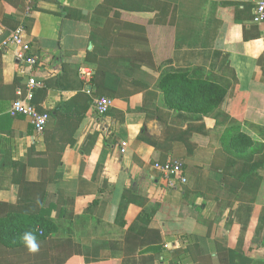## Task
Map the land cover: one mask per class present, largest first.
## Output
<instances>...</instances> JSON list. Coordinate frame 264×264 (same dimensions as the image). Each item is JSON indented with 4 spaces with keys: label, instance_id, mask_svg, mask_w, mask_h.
<instances>
[{
    "label": "crops",
    "instance_id": "1",
    "mask_svg": "<svg viewBox=\"0 0 264 264\" xmlns=\"http://www.w3.org/2000/svg\"><path fill=\"white\" fill-rule=\"evenodd\" d=\"M255 1L0 0V40L22 26L31 53L38 59L28 69L16 57L14 47L0 52V168L5 167L0 171L4 179L8 181L18 170L14 162H26L32 146L38 154L46 152L43 136L34 132L30 120L9 115L17 90L25 89L28 78L38 84L33 99L45 112L78 91L92 100L73 136L75 144L62 153V181L47 180V172L38 166H29L25 172L27 182L46 181L47 193L63 191L54 218L57 240L70 239L77 247L93 250L109 244L113 248L101 249L98 259L120 264L139 253L124 237L141 212V202L154 200L159 208L150 228L162 236V251L154 264H225V259L234 264V255L226 251L239 243L242 253L250 254L261 203L254 205L241 236L230 209L218 211L206 185L209 179L217 181L218 175L207 171V166L221 146L223 133L235 126L250 134L256 123L264 127L254 119L264 104V24L252 21ZM108 20L112 30L119 26L118 36L103 38L96 32ZM100 57L106 71L123 74L121 78L106 75L105 86L116 94L104 116L94 109L96 96L90 85ZM169 71L185 72L194 82L222 86L226 89L222 104L210 113L168 108L157 83ZM42 88L45 95L40 94ZM144 97L146 110L142 112ZM181 100L177 97L168 104ZM164 126L178 133L193 130L194 147L186 149L181 144L177 150L186 165L182 174L186 184L176 181L170 186L153 164V160H164V154H156L153 146L138 138H159ZM217 131L222 134L220 143L214 140ZM93 148L106 153L100 173ZM171 158L170 154L165 159ZM125 192L130 202L126 225L121 227L115 219ZM8 196L0 192L1 199ZM182 206L186 209L180 211ZM193 206H202L197 212L204 221L190 213ZM256 244L257 249L250 252L257 256L250 258L264 262V256L259 258L260 247L264 255V230Z\"/></svg>",
    "mask_w": 264,
    "mask_h": 264
},
{
    "label": "trees",
    "instance_id": "2",
    "mask_svg": "<svg viewBox=\"0 0 264 264\" xmlns=\"http://www.w3.org/2000/svg\"><path fill=\"white\" fill-rule=\"evenodd\" d=\"M111 27V20H108L96 32L103 38L118 36L117 27L119 26L114 27L115 31ZM124 27L133 31L141 29L134 26ZM114 42L117 44L118 41ZM105 64L103 57H100L90 85L94 88V96L113 99L116 90L105 86L106 75L112 74L121 78L123 74L106 71ZM80 87L83 89L82 85ZM157 87L164 94L168 108L177 110L184 108L187 112L210 113L222 104L226 95V89L222 86L211 82H194L187 73L180 71L164 73L158 81ZM41 93L45 95L46 89L42 88ZM177 97H182L178 104H168L169 101L177 99ZM34 99L32 103L35 109L49 116L41 133L46 145V152L38 154L32 146L26 154L25 163H13L14 170H18L8 176V181L4 179V174H1L0 171V192L9 194L7 199L0 198V257L4 256V252H8L16 256L15 258L26 254L24 257L31 259H0V264H17L16 261L22 264L24 260H27V263L24 264H34V261L35 264H47L46 260L49 264H114L98 259V252L101 249L113 248L109 244L99 245L93 250V248L77 247L72 244L70 239L57 240L55 238L57 226L54 218L57 216L56 210L61 206L60 197L63 195V191L58 190L54 194H50L46 192V181L30 183L25 179L27 167L38 166L47 172V180L54 183L62 181L64 171L61 166L62 153L64 148L75 144L73 136L86 112L92 106V100L87 93L78 91L69 101L60 102L53 111L45 112L35 105ZM145 99L144 97L142 112L146 110ZM260 109V116L258 118L254 116V119L264 124V104H260ZM123 131V129L120 130V132ZM192 136L193 130L190 132L189 128L178 133L174 129L164 126L159 138L147 139L142 138L141 135L138 138L153 146L156 154H164L165 158L171 154L173 158L170 161L179 162L183 174L186 165L182 158L177 157L178 145L183 144V148L185 145L186 149H192L195 145ZM93 152V155L98 157L96 172L100 173L106 153L97 148H93ZM86 155L82 152V156ZM165 158L162 161L153 160V164H164L167 162ZM1 168L0 170H5V167ZM207 171L214 172L218 176H216L217 181L208 180L206 193L214 197L218 211L230 209L229 213L234 217V222L240 225L242 232L245 231L250 222L254 205L261 203L260 192L263 190L260 189L264 186V144L252 136L247 129L235 126L234 130L229 129L223 133L221 146L214 151ZM129 200L130 194L125 192L115 219V223L121 227L126 225L124 216ZM233 205L234 211L232 210ZM261 205L255 229L256 239L252 241L248 253L251 249H257V238L264 230V203ZM141 207V212L128 227L124 237V240L132 243L134 248L138 247L139 253L137 256L124 258L120 264H154L162 251L161 233L150 228V222L155 217L159 204L154 200L143 201ZM201 208L202 206H193L190 209V213L197 221H204L197 212ZM184 209L186 207L179 208L180 211ZM26 231L34 232L37 237L39 250L36 253L29 252L22 242L21 237ZM149 251L151 254L147 255ZM226 252L229 255H234V264H264L261 260H253L249 255H244L241 243L234 250L227 249ZM81 255L84 256V259H79ZM225 264H231V262L228 263V259H225Z\"/></svg>",
    "mask_w": 264,
    "mask_h": 264
},
{
    "label": "built area",
    "instance_id": "3",
    "mask_svg": "<svg viewBox=\"0 0 264 264\" xmlns=\"http://www.w3.org/2000/svg\"><path fill=\"white\" fill-rule=\"evenodd\" d=\"M253 23L264 24V0H256L253 8ZM26 31L22 26L17 27L8 36L0 40V52L9 47H14L16 57L24 63L28 69H33L38 64V59L31 53L30 43L25 40ZM38 84L33 78H28L25 89H19L16 93V99L13 101L9 110L11 117H24L30 120L34 132L41 135L49 116L45 113L38 112L32 101ZM94 109L100 116L106 115L111 106L112 100L106 97H96L93 101ZM164 175L167 183L173 186L176 181L181 184L186 183L182 176V166L177 161H167L164 164L154 165Z\"/></svg>",
    "mask_w": 264,
    "mask_h": 264
},
{
    "label": "rangeland",
    "instance_id": "4",
    "mask_svg": "<svg viewBox=\"0 0 264 264\" xmlns=\"http://www.w3.org/2000/svg\"><path fill=\"white\" fill-rule=\"evenodd\" d=\"M225 122V121H224ZM227 122H229V125H230V121H227ZM253 127L254 128H251L252 130H251V132H252V136H254V137H256L257 139H258V141H260L261 143H263L264 144V127L263 126H261L260 124H257L256 123V125H253ZM216 134L217 135H215V137H216V139H215V137H214V140H215V142H219L220 143V141H219V138L221 137L220 135H222V134H220V132H216ZM217 142V143H218ZM187 180V179H186ZM186 184V183H185ZM260 190H263V192H260V195H262L263 194V197L261 198V203L263 204L264 203V186L262 187V189H260ZM259 195V194H258ZM55 222V221H54ZM247 230V229H246ZM246 230L245 231H240V233L242 234H240L241 236H244V234L246 233ZM254 237V236H253ZM240 238V237H239ZM253 239V238H252ZM3 249V248H2ZM4 250H6V249H4ZM5 254H4V256H2V257H0V259H31V258H29V257H27V258H25L24 256L26 255V254H24L23 256H20L19 258H15L16 256H13L12 255V253H8V252H4ZM249 256L251 257H255V256H257V253L256 252H254V253H251L250 252V254H249ZM259 258L260 259H262L263 258V254H262V247H260V254H259Z\"/></svg>",
    "mask_w": 264,
    "mask_h": 264
},
{
    "label": "clouds",
    "instance_id": "5",
    "mask_svg": "<svg viewBox=\"0 0 264 264\" xmlns=\"http://www.w3.org/2000/svg\"><path fill=\"white\" fill-rule=\"evenodd\" d=\"M21 239L29 252L36 253L39 250V244L37 242V237L34 234V232L32 231L24 232Z\"/></svg>",
    "mask_w": 264,
    "mask_h": 264
},
{
    "label": "water",
    "instance_id": "6",
    "mask_svg": "<svg viewBox=\"0 0 264 264\" xmlns=\"http://www.w3.org/2000/svg\"><path fill=\"white\" fill-rule=\"evenodd\" d=\"M86 90H87V91H89V90H90V87H89V86H88V87H86Z\"/></svg>",
    "mask_w": 264,
    "mask_h": 264
}]
</instances>
